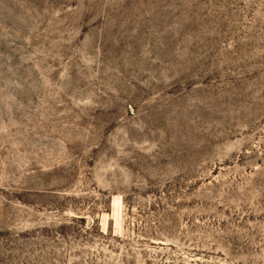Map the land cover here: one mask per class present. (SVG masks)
Segmentation results:
<instances>
[{"label":"rangeland","instance_id":"374dc122","mask_svg":"<svg viewBox=\"0 0 264 264\" xmlns=\"http://www.w3.org/2000/svg\"><path fill=\"white\" fill-rule=\"evenodd\" d=\"M0 264H264V0H0Z\"/></svg>","mask_w":264,"mask_h":264}]
</instances>
